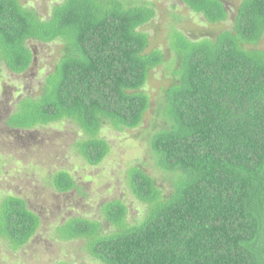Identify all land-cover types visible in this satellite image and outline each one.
<instances>
[{
	"label": "trees",
	"instance_id": "16d2710c",
	"mask_svg": "<svg viewBox=\"0 0 264 264\" xmlns=\"http://www.w3.org/2000/svg\"><path fill=\"white\" fill-rule=\"evenodd\" d=\"M180 1L210 25L232 21L224 0ZM156 15L128 0H65L43 19L21 0H0V79L4 67L29 71L30 41L63 44L41 95L19 100L7 124L31 130L71 120L86 133L79 154L98 166L111 153L103 127H141L152 107L144 88L153 70L169 65L176 82L152 140L168 190L134 167L129 186L146 206L143 221L129 224L128 206L117 199L101 206L103 220L73 217L55 234L85 241L99 264H264V0H242L232 28L215 39L173 30L168 58L161 49L147 53L150 35L140 31ZM52 185L59 193L77 187L67 171ZM41 225L24 198L0 201V240L12 249L30 243Z\"/></svg>",
	"mask_w": 264,
	"mask_h": 264
},
{
	"label": "rangeland",
	"instance_id": "374dc122",
	"mask_svg": "<svg viewBox=\"0 0 264 264\" xmlns=\"http://www.w3.org/2000/svg\"><path fill=\"white\" fill-rule=\"evenodd\" d=\"M64 1L21 0V3L48 19L54 7ZM224 1L232 21L216 26L180 0H128L131 4H148L156 9L155 19L140 31L150 35L147 53L161 49L167 58L173 30L198 40L215 39L223 30L232 28L242 0ZM29 47L34 53L29 71L16 74L4 67L0 79V201L11 195L24 198L29 208L41 217L42 225L30 243L19 250L0 240V264H99L84 249L85 241L60 240L56 229L73 217L103 220L101 206L117 199L128 206L129 224L143 221L146 206L133 195L129 186V171L134 167L143 168L168 190V176L157 166L152 140L165 126L160 108L165 91L176 82V76L166 64L152 71L144 88L151 96L152 107L143 125L124 131L105 125L100 137L110 143L111 153L102 164L92 166L76 148L86 133L71 120L31 130L8 126L7 119L15 111L16 103L27 96H40L46 77L63 57L61 42L30 41ZM258 48L264 50V38ZM60 171L69 172L77 183L69 193H59L52 185L53 175ZM111 230L107 228L108 232Z\"/></svg>",
	"mask_w": 264,
	"mask_h": 264
}]
</instances>
